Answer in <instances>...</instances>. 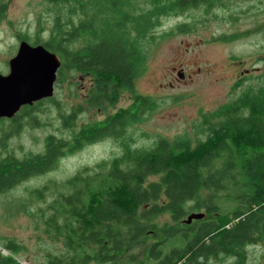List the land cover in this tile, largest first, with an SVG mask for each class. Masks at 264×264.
I'll return each instance as SVG.
<instances>
[{
    "label": "trees",
    "instance_id": "16d2710c",
    "mask_svg": "<svg viewBox=\"0 0 264 264\" xmlns=\"http://www.w3.org/2000/svg\"><path fill=\"white\" fill-rule=\"evenodd\" d=\"M54 14L47 39L30 40L61 59L57 81L66 72L93 79L86 104L107 111L123 91L132 103L102 122L75 129L79 106L60 113L70 137L49 135L41 153L22 158H0V195L24 182L56 170L62 159L104 140L121 145L122 155L86 168L64 183L45 221L48 234L63 242L60 256L45 264H211L241 257L245 248L264 245V74L231 102L206 115L208 133L193 142L189 137H157L149 146H137L131 133L158 102L139 94L135 81L143 70L144 41L152 40L161 16L205 6L211 10L225 0L157 2L140 14L132 0H44ZM5 7H0V18ZM188 24L177 28L187 31ZM243 83H237L238 88ZM48 98L21 109L6 122L18 134L22 120L32 118ZM41 191L32 194L41 195ZM205 195V196H204ZM205 217L185 221L193 213ZM163 216L171 223L159 224ZM11 241L0 252V264H20Z\"/></svg>",
    "mask_w": 264,
    "mask_h": 264
},
{
    "label": "rangeland",
    "instance_id": "374dc122",
    "mask_svg": "<svg viewBox=\"0 0 264 264\" xmlns=\"http://www.w3.org/2000/svg\"><path fill=\"white\" fill-rule=\"evenodd\" d=\"M174 0H132L140 14L153 9L157 2ZM5 11L0 18V74L8 75L9 62L17 54L25 37L48 38L54 14L44 0H0ZM188 24V30L177 28ZM145 40L146 61L135 81L137 92L157 100L156 111L130 130L137 146H149L157 137L174 140L189 137L193 142L208 133L211 120L206 115L231 102L249 87H257L264 74V0H225L224 6L207 10L205 6L183 13L161 16L152 34ZM30 43V42H29ZM237 83H243L235 88ZM93 79L89 75L66 72L56 81L54 96L57 105L44 103L32 118L22 120L19 133L6 138L13 128L5 124L0 130V158L14 154L41 153L49 135L70 137L60 113H71L81 106L75 129L102 122L132 103L129 91L121 93L115 107L107 111L90 109L86 104ZM122 155L114 140H104L61 160L59 167L28 180L0 195V252L11 241L19 247L13 257L20 264H45L50 255L65 251L63 242L46 231L45 221L52 215L51 205L65 189L64 183L78 172L96 170L103 161ZM34 191H41L38 197ZM205 196V195H204ZM196 213V212H195ZM200 213H205L203 210ZM171 223L169 216L159 220ZM211 264H264V245L248 246L241 257Z\"/></svg>",
    "mask_w": 264,
    "mask_h": 264
},
{
    "label": "water",
    "instance_id": "95a60500",
    "mask_svg": "<svg viewBox=\"0 0 264 264\" xmlns=\"http://www.w3.org/2000/svg\"><path fill=\"white\" fill-rule=\"evenodd\" d=\"M9 66L8 75L0 74V119H12L23 107L54 96L61 67L57 54L23 40ZM204 217V213H193L185 222L190 224Z\"/></svg>",
    "mask_w": 264,
    "mask_h": 264
},
{
    "label": "flooded vegetation",
    "instance_id": "af4514ba",
    "mask_svg": "<svg viewBox=\"0 0 264 264\" xmlns=\"http://www.w3.org/2000/svg\"><path fill=\"white\" fill-rule=\"evenodd\" d=\"M37 103H38V102H37ZM35 104H36V103H34L33 105H35ZM33 105H32V106H33Z\"/></svg>",
    "mask_w": 264,
    "mask_h": 264
},
{
    "label": "bare ground",
    "instance_id": "6f19581e",
    "mask_svg": "<svg viewBox=\"0 0 264 264\" xmlns=\"http://www.w3.org/2000/svg\"><path fill=\"white\" fill-rule=\"evenodd\" d=\"M56 54V53H55ZM21 112V111H20Z\"/></svg>",
    "mask_w": 264,
    "mask_h": 264
}]
</instances>
